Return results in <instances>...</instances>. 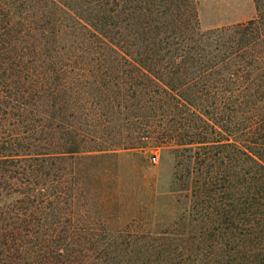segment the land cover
I'll return each mask as SVG.
<instances>
[{
  "label": "trees",
  "instance_id": "trees-1",
  "mask_svg": "<svg viewBox=\"0 0 264 264\" xmlns=\"http://www.w3.org/2000/svg\"><path fill=\"white\" fill-rule=\"evenodd\" d=\"M253 1L201 30L192 0H0V264H264ZM147 149L173 162L153 195L172 203L140 230L107 176Z\"/></svg>",
  "mask_w": 264,
  "mask_h": 264
},
{
  "label": "rangeland",
  "instance_id": "rangeland-1",
  "mask_svg": "<svg viewBox=\"0 0 264 264\" xmlns=\"http://www.w3.org/2000/svg\"><path fill=\"white\" fill-rule=\"evenodd\" d=\"M192 1L201 30L230 26L256 16L253 0ZM117 152V157L111 160L107 181L112 189V207L118 210L119 222H129L133 218L136 229H156L162 220L156 221L155 214L165 215L166 207L172 203L171 197L153 199L154 193L168 189L173 167L171 158L164 156L162 159L159 150L155 149H147L139 156L124 150Z\"/></svg>",
  "mask_w": 264,
  "mask_h": 264
},
{
  "label": "built area",
  "instance_id": "built-area-1",
  "mask_svg": "<svg viewBox=\"0 0 264 264\" xmlns=\"http://www.w3.org/2000/svg\"><path fill=\"white\" fill-rule=\"evenodd\" d=\"M153 161H155V158H152Z\"/></svg>",
  "mask_w": 264,
  "mask_h": 264
}]
</instances>
